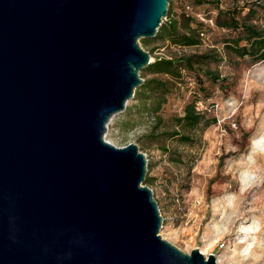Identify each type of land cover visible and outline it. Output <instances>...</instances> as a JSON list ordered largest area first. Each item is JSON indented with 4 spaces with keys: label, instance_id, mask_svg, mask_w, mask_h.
Wrapping results in <instances>:
<instances>
[{
    "label": "water",
    "instance_id": "water-1",
    "mask_svg": "<svg viewBox=\"0 0 264 264\" xmlns=\"http://www.w3.org/2000/svg\"><path fill=\"white\" fill-rule=\"evenodd\" d=\"M167 0H0V264H216L160 238L146 159L104 139Z\"/></svg>",
    "mask_w": 264,
    "mask_h": 264
},
{
    "label": "rangeland",
    "instance_id": "rangeland-1",
    "mask_svg": "<svg viewBox=\"0 0 264 264\" xmlns=\"http://www.w3.org/2000/svg\"><path fill=\"white\" fill-rule=\"evenodd\" d=\"M216 1L221 8L246 1L264 4ZM170 2L178 12L182 0ZM189 9L185 10L203 19L210 5ZM220 32L206 34L201 45L183 50L212 47V37L218 39ZM141 48L151 59L175 51L156 42ZM214 48L222 54L220 43ZM217 68L226 80L210 87L205 102L196 103V109L214 121L187 132L189 144L166 140L160 146L166 151L150 144L149 119L137 114V103L131 99L125 105L128 111L110 118L104 139L115 146L133 142L144 153L150 180L145 185L161 216L160 238L184 253L197 248L204 258L213 254L216 264H264V60L250 66L223 60ZM189 95L190 89L173 92L160 116L180 115Z\"/></svg>",
    "mask_w": 264,
    "mask_h": 264
},
{
    "label": "trees",
    "instance_id": "trees-1",
    "mask_svg": "<svg viewBox=\"0 0 264 264\" xmlns=\"http://www.w3.org/2000/svg\"><path fill=\"white\" fill-rule=\"evenodd\" d=\"M167 3L165 20L154 37L140 38L139 44L156 42L175 51L167 56H152V61L139 71L142 82L131 98L137 103V114L149 119L148 142L162 151H166L160 148L164 141L175 139L189 144L187 132L214 121L206 118L204 111L197 110L196 103L205 102L210 87L221 86L226 80L217 68L223 60L230 65L242 61L249 66L264 60V4L246 1L245 5L221 8L216 0H182L181 8L174 12L170 0ZM201 5H210L209 10L213 11L207 10L203 16L208 22L185 10ZM214 29L221 32L218 39L212 37V47L201 51L183 50L201 45L203 37ZM216 43L221 44L222 54L214 48ZM181 89H190L181 114L163 119L160 111L167 97ZM143 182L150 184L149 177L145 175Z\"/></svg>",
    "mask_w": 264,
    "mask_h": 264
},
{
    "label": "bare ground",
    "instance_id": "bare-ground-1",
    "mask_svg": "<svg viewBox=\"0 0 264 264\" xmlns=\"http://www.w3.org/2000/svg\"><path fill=\"white\" fill-rule=\"evenodd\" d=\"M215 259V258H214ZM217 261L215 260V263H216Z\"/></svg>",
    "mask_w": 264,
    "mask_h": 264
}]
</instances>
